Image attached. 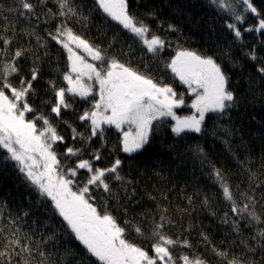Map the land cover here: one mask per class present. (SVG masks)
Listing matches in <instances>:
<instances>
[{
    "label": "trees",
    "instance_id": "16d2710c",
    "mask_svg": "<svg viewBox=\"0 0 264 264\" xmlns=\"http://www.w3.org/2000/svg\"><path fill=\"white\" fill-rule=\"evenodd\" d=\"M15 2L0 0V35L13 38L9 51L17 48L31 50L17 62L23 78L31 79L29 69L37 68L39 71L37 80L33 81L34 92L27 96V103L33 111L25 113V119L46 117L64 137L63 142L53 145L64 166L61 171L77 162L76 157L64 155L67 147L84 148L79 159H92L90 153L98 150L101 159L95 163V167H109L119 158L123 162L119 169L120 175L132 183L125 185V192L120 182L110 180L115 196L111 199L105 196L106 209L120 226L125 227V222H131L142 227L145 232L143 237L138 236L134 228H126L125 238L143 247L149 255H154L151 247L153 241L148 239L152 217L158 218L161 209H167L166 215L173 221V226L165 229L167 235L175 239L176 233H182L181 239H187L193 246L191 250L178 247L173 255L187 254L191 257L199 254L208 264H220V258L212 251L214 246L230 254L261 261L264 253L259 248L255 253H248L241 243L254 235L259 225L248 226L246 221L241 220V234H237L230 222H223L224 213L229 207L227 202L223 201L218 187L208 176L209 168L202 167L198 158H194L186 149L189 145H202L208 152L210 163L225 171L230 185L239 184L241 189L247 187L246 177L240 174L233 154L241 160L251 159L253 171L260 169L264 163L261 159L264 157V74L257 72L258 67L264 66V31L245 30L257 27L258 20L264 19V0H252L260 13L259 17L250 11L244 12L241 0H224L231 8L210 4L209 0H129L130 11L169 42V46L158 56L147 53L127 30H123L118 22L99 8L96 0H71L73 6H79V14L68 18V26L74 33L90 44L107 49L108 55L116 56L121 63L148 75L156 82L162 79L163 84L170 85L176 93L184 94L187 103L191 98V95L188 96V86L170 68L165 67L178 50L195 51L198 55L213 57L229 77V89L236 94L238 106L230 112V119L225 116L219 120L220 124L233 129L231 136L220 133L221 138L215 139L207 133L203 137L188 133L176 137L171 131L174 118L165 117L153 122V131L145 147L131 154L121 150L122 132L112 125H103V135L92 137L87 145L79 139H72V129L89 135V122L81 121L78 117L85 111L94 110L95 91L87 98L66 94L71 107L62 109L60 117L51 112L56 101L49 82H55L57 88H67L63 75L69 71L70 61L66 49L47 37L46 33L53 31L63 18L48 19L46 23L39 24L36 31L47 40L46 47H43L34 36L22 31L29 27V22L9 11ZM47 8L57 11L55 0H47ZM150 12H154L155 16L148 15ZM234 14H242L243 22L235 21ZM31 23H37L35 18ZM229 23L237 24L242 33L240 39L227 27ZM168 24L176 25L179 31L168 30ZM13 27L15 36L11 30ZM5 28L9 30L4 31ZM110 44L112 47H109ZM0 47L3 45L0 44ZM253 48L258 57L256 61L245 55ZM97 66L100 67L98 62ZM20 79L19 75L13 76L10 82L18 86ZM6 94L11 97L10 90H6ZM216 120V114H208L205 127L211 128ZM36 124L38 132L45 127L40 119H36ZM127 130L128 126L125 125L124 131ZM222 140L228 141L231 152ZM6 155V150L0 148V228L4 229L0 233V250H3L5 236L14 229L19 230L17 235L23 242H27V238L32 241L31 255L14 257L12 264H24L25 259L30 260L31 264H40L41 260H45V264H101L86 252L66 227V222L54 211L51 199L41 196L36 186L19 171L17 163L4 159ZM85 176L86 171L80 170L76 185H81ZM76 190L74 186L73 191ZM262 194L264 189H257L258 199ZM92 195L96 197L98 210L103 211L100 190H94ZM205 196L209 200L208 207L202 204ZM256 211L264 212V200L256 206ZM233 218L235 214L229 212V221ZM12 220L16 221L15 225L10 223ZM201 233L207 236V244ZM248 242L254 246V241ZM37 246L39 251L46 254L45 257L39 255Z\"/></svg>",
    "mask_w": 264,
    "mask_h": 264
},
{
    "label": "snow or ice",
    "instance_id": "6c2138e0",
    "mask_svg": "<svg viewBox=\"0 0 264 264\" xmlns=\"http://www.w3.org/2000/svg\"><path fill=\"white\" fill-rule=\"evenodd\" d=\"M55 2L57 4L55 12L47 8V0H16L14 7L9 11L15 12L29 22V27L22 31L26 35L34 36L38 44L43 47H46L47 40L36 31L39 24L46 23L48 19L63 18L53 31L46 33L47 37H51L67 50L70 61L69 71L63 75L68 87L57 88L55 82H49L56 101L51 108L52 113L60 117L62 109L71 107L67 102L66 94L81 98L93 95V87L84 82L85 78L89 81L94 80L98 85L99 99L93 104L94 110L85 111L78 117L81 121L89 122V135L85 136L84 133L72 129L74 141L79 139L87 145L92 137L103 135V125H112L122 132L121 150L124 153H135L142 150L149 142L153 122L165 117L174 118L175 124L171 126V131L176 137L188 133L200 134L203 137L207 133L215 139H220V133L227 136L233 134V129L220 124L219 120L225 116L230 119V112L238 106L236 94L229 89V77L213 57L201 56L195 51L178 50L165 65L195 95L191 104L195 112L191 116L178 117L174 109L185 103L182 95L178 96L170 85L163 84L162 79L156 82L148 75L121 63L116 56L108 55L107 49L90 44L88 40L74 33L68 26V18L79 14V6H73L71 0H55ZM96 3L108 17L118 22L123 30H127L147 53L158 56L166 46H169V42L164 37L155 33L148 24L130 11L129 0H96ZM209 3L231 8V5L224 3V0H209ZM241 3L244 5V12L250 11L257 17L260 16L252 0H241ZM37 9L40 11L38 12ZM148 15L155 16V13L150 12ZM33 18L36 24L31 23ZM234 19L242 23L244 16L234 14ZM227 27L233 31L237 39L242 37L236 23H229ZM8 30V28L4 29V31ZM11 30L15 36L14 27ZM168 30L179 31L174 24H168ZM245 30L264 31V19L258 20L257 27ZM12 43L13 38L0 35V44L3 45L0 47V148L6 150L7 155L4 159L15 161L19 171L36 186L39 194L51 199L54 211L63 218L66 227L84 246L86 252L101 264H208L199 254L191 257L187 254L173 255L178 247L191 250L193 246L187 239H181L182 233H176L175 239L167 235L165 229L173 226V221L166 215L167 209H161L158 218L154 216L151 220L148 239L153 241L151 247L154 255H149L143 247L125 238L126 228H134L136 234L141 237L145 232L141 226L133 225L131 222H125V227L120 226L116 218L107 212L105 196L108 199L115 196L109 181L120 182L125 192H127L125 185L132 183L120 175L119 169L123 162L119 158H116L109 167H95V163L101 159L98 150L90 153L92 159H79L85 149L67 147L64 155L76 157L77 162L74 166L61 171L64 166L57 158L53 145L63 142L64 137L46 117L36 118L42 120L45 126L39 132L36 119H25V113L33 111L27 103V96L34 92L33 81L37 80L39 71L37 68L29 69L31 79L23 78L17 62L31 50L17 48L15 51H9ZM114 43L115 38L112 41V44ZM112 44L109 47H112ZM76 48L86 51L94 62L88 63L75 50ZM129 50L131 51V46ZM225 55L227 56L228 53ZM245 55L253 61L258 59L254 48ZM96 62L100 67H97ZM257 72L264 74V66L258 67ZM17 75L21 76L19 85L13 86L10 78ZM6 90H10L11 97L6 94ZM210 113L216 114L217 120L211 128H207L205 121ZM125 125L128 126L127 131H124ZM133 128H135L134 132ZM222 142L231 152L228 141L222 140ZM186 151L194 158H198L202 167L209 168L208 176L218 187L223 201L227 202L229 207L224 213L223 222H230L237 234H241V220L246 221L248 226L259 225L255 234L242 240L241 243L248 253H255L257 248L264 253V212L256 211V206L264 200V194L259 199L256 196L257 189H264V163L261 164L260 169L253 171L250 167L253 163L251 159L241 160L233 154L240 174L246 177L247 187L241 189L239 184L230 185L225 171L210 163L208 152L202 145L199 143L189 145ZM261 159L264 160V157ZM41 162L42 171L37 169L38 163ZM80 170H85L86 176L81 185H76V177ZM74 186L78 190L73 191ZM94 190H100L103 211L98 210L96 197L92 195ZM189 200L191 202V198ZM202 204L205 207L209 206L207 196L204 197ZM229 212L235 214V218L231 221H229ZM10 223L15 225L16 221L12 220ZM18 231V229L11 230L5 236L3 250H0L2 264H12L14 257L32 253L31 239L27 238V242H23L17 235ZM3 232L4 229L0 228V233ZM201 236L207 244V236L203 233ZM248 241H254V246H250ZM37 250L39 251L38 246ZM212 251L220 258V264H264V258L257 262L214 246ZM39 255L46 256L43 251H39ZM24 264H31V261L25 259ZM40 264H45V260H41Z\"/></svg>",
    "mask_w": 264,
    "mask_h": 264
},
{
    "label": "rangeland",
    "instance_id": "374dc122",
    "mask_svg": "<svg viewBox=\"0 0 264 264\" xmlns=\"http://www.w3.org/2000/svg\"><path fill=\"white\" fill-rule=\"evenodd\" d=\"M74 48H75V46H73ZM76 51H78L79 52V54L81 55V56H83L84 58H85V60L88 62V63H93L94 61L92 60V58H91V56L86 52V51H84L82 48H76L75 49ZM67 51V50H66ZM69 54V53H68ZM97 63V62H96ZM97 67H99V66H97ZM75 78V77H74ZM84 82L85 83H87V84H91L92 85V87H93V91H95V93H96V95H95V97H96V100H98L99 99V95H98V91H99V89H98V85L96 84V82L93 80V81H89V80H87V78H85V80H84ZM176 91V90H175ZM187 92H189V95L188 96H190L191 95V98H190V100H189V102L187 103L186 102V100H185V98H184V94H179V93H177L178 94V96H183V99H184V101H185V103L183 104V105H180V106H178V107H176L175 109H174V112H175V115L176 116H178V117H181V118H183V117H187V116H191L194 112H195V109H193L192 107H191V104H192V101L195 99V95L189 90V91H187ZM187 104H188V107H187ZM190 108H191V110H190ZM93 111V110H92ZM101 111H102V109H101ZM173 118V117H172ZM174 124H175V120H174ZM132 131L134 132L135 131V128H133L132 129ZM54 148V147H53ZM55 151V150H54ZM57 158L59 159V156L57 155ZM38 160H39V157H38ZM37 169L38 170H40V171H42L43 170V167H42V162L41 163H38V165H37Z\"/></svg>",
    "mask_w": 264,
    "mask_h": 264
}]
</instances>
